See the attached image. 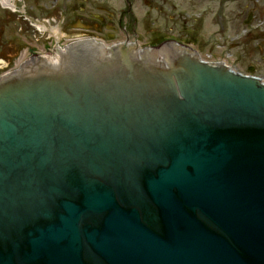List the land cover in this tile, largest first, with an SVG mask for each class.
<instances>
[{"label":"water","instance_id":"95a60500","mask_svg":"<svg viewBox=\"0 0 264 264\" xmlns=\"http://www.w3.org/2000/svg\"><path fill=\"white\" fill-rule=\"evenodd\" d=\"M157 52L0 78V264H264V83Z\"/></svg>","mask_w":264,"mask_h":264},{"label":"rangeland","instance_id":"374dc122","mask_svg":"<svg viewBox=\"0 0 264 264\" xmlns=\"http://www.w3.org/2000/svg\"><path fill=\"white\" fill-rule=\"evenodd\" d=\"M127 1L131 2V12ZM16 2L15 10L0 3V75L37 55L56 56L58 47H65L76 37H95L109 46L129 38L130 42L145 46L158 33L150 26H163L166 34H174L203 55L217 58L229 55L227 60L236 68L245 72L253 68L264 77V45L261 46L255 27L264 20V11H255L256 3L251 0H168L164 7L163 0ZM259 3L264 7V0ZM172 4L177 5L176 10ZM177 9L183 17L178 18L176 29H167L173 25L169 15ZM251 11L253 17L247 24L245 19ZM79 19L84 26L77 22ZM36 20L47 27H39Z\"/></svg>","mask_w":264,"mask_h":264},{"label":"flooded vegetation","instance_id":"af4514ba","mask_svg":"<svg viewBox=\"0 0 264 264\" xmlns=\"http://www.w3.org/2000/svg\"><path fill=\"white\" fill-rule=\"evenodd\" d=\"M251 1H254V3H256V6H255L256 7V10L255 11H257L258 13L261 12V11H264L263 3H259L260 0H251ZM162 3H164V4L161 5V6L164 7L165 6V3L166 4L168 3V0H163ZM150 4H152V3L150 2ZM176 6H177L176 4H172L173 10H176ZM129 11L131 12V10H129ZM253 13H254L253 11L250 12V14L248 16V19H245V23H250V21L252 20V17H253ZM179 17L181 19L183 17V15L179 12V9H177V11H175L174 13H172V15H169V19L173 23V25L170 26V28H167V29H170V30L176 29L175 27H177V25H178L177 20H178ZM255 17H256V15H255ZM99 20L100 21H103L104 18L100 16L99 17ZM82 24L85 25V23H82ZM149 25H150V23H149ZM101 26H103V22L101 23L100 27ZM255 27H256L259 35H260V39L262 40L261 41V46H263L264 45V20H261V21L257 22L255 24ZM150 28H151L152 31H157L158 32L155 35V37H153V39L150 40V44L151 45H156L158 43L164 42V41H166L168 39H171L172 36H173V34L170 35V36H168L165 33L166 31H163V30H165V27H163V26L161 28H157V27L155 28V27H151L150 26Z\"/></svg>","mask_w":264,"mask_h":264},{"label":"bare ground","instance_id":"6f19581e","mask_svg":"<svg viewBox=\"0 0 264 264\" xmlns=\"http://www.w3.org/2000/svg\"><path fill=\"white\" fill-rule=\"evenodd\" d=\"M0 2L2 3V5L4 7H9V8H12L13 10H15V8L17 6L16 0H0ZM39 25L47 27L46 25H44V23L43 24L40 23ZM50 30H55V29L51 28ZM59 58H60V55L57 56V57H52L51 55H46V56L43 57V59L47 60L50 63L52 62L53 64H56L59 61Z\"/></svg>","mask_w":264,"mask_h":264}]
</instances>
